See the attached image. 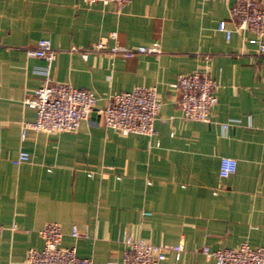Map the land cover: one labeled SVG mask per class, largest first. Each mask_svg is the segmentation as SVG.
<instances>
[{
  "label": "crops",
  "instance_id": "1",
  "mask_svg": "<svg viewBox=\"0 0 264 264\" xmlns=\"http://www.w3.org/2000/svg\"><path fill=\"white\" fill-rule=\"evenodd\" d=\"M232 2V1H231ZM264 3V0H263ZM230 4L206 0H131L87 6L75 0H0V264H27L42 249L39 230L59 223L61 245L93 264L121 263L126 241L175 247L161 264H214L200 249L264 247V56L250 32L227 40ZM117 39H109L111 32ZM40 39L59 52L50 77L90 90L107 105L115 92L158 89L157 134L122 135L94 111L74 133L22 126L36 112L25 100L45 83ZM108 39V40H107ZM101 40L129 48L160 42L163 54L131 58L73 49ZM210 61L218 102L209 122L182 118L173 87ZM227 124V128L224 125ZM20 151L30 160L14 165ZM221 157L237 160L228 178ZM87 231L74 239L72 228Z\"/></svg>",
  "mask_w": 264,
  "mask_h": 264
},
{
  "label": "built area",
  "instance_id": "2",
  "mask_svg": "<svg viewBox=\"0 0 264 264\" xmlns=\"http://www.w3.org/2000/svg\"><path fill=\"white\" fill-rule=\"evenodd\" d=\"M87 6L96 4H116L118 9L131 0H75ZM220 1L230 4V18L234 28H228L225 21H221L218 30L224 32L229 40L234 32H250L253 34L251 43L258 46V55L264 56V3L263 0H206ZM232 1V2H231ZM109 39L116 40L117 32H111ZM108 40V39H107ZM107 40H101L89 49H73L79 52L84 60L91 52L109 53L113 56L131 58L137 55H152L160 57L163 54L160 42L155 41L147 46L129 48L119 44L109 47ZM58 50L53 48L49 39H40L37 45L28 50L29 55L43 59L46 66L37 70L45 75V83L36 89L25 104L33 108L36 118L33 122H25L22 126V138L28 129L46 133H74L80 128L81 122L90 119L95 111L102 119L104 126L122 135L138 134L153 137L157 134L155 123L159 118L162 102L158 97L155 86H137L129 91L115 92L107 98V105L96 108L100 97L96 93L76 88L70 83L54 81L50 72L57 58ZM203 70L195 69L180 75L173 87L178 91L177 105L183 119L198 122H209L211 113L218 102L217 90L219 84L211 74V64ZM227 128V124L224 125ZM30 160L29 153L20 151L12 160L14 165H20ZM237 160L221 157L219 162V176L223 179L235 174ZM3 225L0 222V230ZM39 234L43 240L42 249L30 248L27 251V264H93L91 258L80 257L76 247H63V229L59 223H46ZM74 239L88 237L87 231L72 228ZM126 248L120 264H161L167 258L171 249L176 252V259L180 258L184 244L166 247L150 243L143 239H127ZM200 252L207 258L214 260V264H264V247L253 248L247 243L237 247L211 249L204 246ZM109 264H118L110 262Z\"/></svg>",
  "mask_w": 264,
  "mask_h": 264
}]
</instances>
